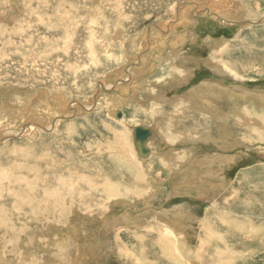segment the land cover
I'll return each instance as SVG.
<instances>
[{"label": "rangeland", "instance_id": "obj_1", "mask_svg": "<svg viewBox=\"0 0 264 264\" xmlns=\"http://www.w3.org/2000/svg\"><path fill=\"white\" fill-rule=\"evenodd\" d=\"M155 1L0 0V264H264V0Z\"/></svg>", "mask_w": 264, "mask_h": 264}, {"label": "bare ground", "instance_id": "obj_2", "mask_svg": "<svg viewBox=\"0 0 264 264\" xmlns=\"http://www.w3.org/2000/svg\"><path fill=\"white\" fill-rule=\"evenodd\" d=\"M148 1V0H147ZM168 1V0H167ZM166 1V2H167ZM173 1V0H172ZM171 1V2H172ZM223 1L224 0H216V2H215V0L210 4V5H212V6H210V7H207V9L206 10H209V11H211L212 13H209V15L211 16H215L216 17V19H217V17L218 18H221V16L222 15H224V16H226L227 15V13H225V12H220V10L221 9H223V10H228L226 7H223ZM258 1V0H257ZM47 2V1H46ZM154 2H158V3H156V5H159V1H155L154 0ZM162 3H163V1H161ZM160 2V3H161ZM165 2V3H166ZM192 2V1H191ZM256 2V1H255ZM48 3V2H47ZM72 3V2H71ZM99 3V2H98ZM251 3V2H250ZM90 4V3H89ZM147 4V3H146ZM148 4L151 6V4H150V2H148ZM202 4V3H201ZM84 5V4H83ZM142 5V4H141ZM162 5V4H161ZM169 5V4H168ZM163 6H164V4H163ZM230 6V5H229ZM228 6V7H229ZM70 7V6H69ZM251 7V6H250ZM63 8V7H62ZM96 8V7H95ZM146 8H148V6L146 7ZM158 8H160V7H158ZM167 8V7H166ZM64 9H66V8H64ZM143 9V8H142ZM162 9L164 10V7H162ZM230 9V8H229ZM252 9V8H251ZM63 10V9H62ZM67 10V9H66ZM254 10V9H253ZM52 11V10H51ZM58 11V10H57ZM178 11V10H177ZM229 12V11H228ZM80 13V12H79ZM83 13V12H82ZM81 13V14H82ZM59 14V13H58ZM67 14V13H66ZM80 14V15H81ZM195 14V13H194ZM49 15V14H48ZM184 15H186V14H184ZM184 15H182V16H184ZM82 16V15H81ZM48 17V16H47ZM96 17V16H95ZM185 17V16H184ZM179 17H176V20L178 19ZM215 19V18H214ZM68 20V19H67ZM175 20V21H176ZM82 22H84V21H82ZM253 22V21H252ZM40 23V22H39ZM171 24V23H170ZM173 24V23H172ZM248 24V23H247ZM48 25V24H47ZM170 27V26H169ZM173 28H175V26L173 27ZM49 29V28H48ZM172 29V28H171ZM153 30V29H152ZM165 32V31H164ZM66 34V33H65ZM77 34V33H76ZM161 34V30L159 31V33H158V38L159 37H161V36H159ZM55 35H56V33H55ZM62 35V34H61ZM78 36H80V35H78ZM80 39V38H79ZM45 40V39H44ZM82 40V39H81ZM70 42V41H69ZM116 42H118V41H116ZM145 42H147V41H145ZM131 43V42H130ZM153 43V42H152ZM134 45V44H133ZM143 47V46H142ZM143 49V48H142ZM118 51V50H117ZM121 51V50H120ZM138 51V50H137ZM144 51H145V49H144ZM146 55V54H145ZM211 55V54H210ZM142 56V55H141ZM140 56V57H141ZM137 58V57H136ZM169 58V57H168ZM135 59V58H134ZM170 60V59H169ZM212 60V59H211ZM224 62V61H223ZM223 62H222V64H223ZM170 64V63H169ZM223 67V66H222ZM236 67V66H235ZM226 69V68H225ZM222 70H223V68H222ZM226 72V71H225ZM167 75V74H166ZM90 86V85H89ZM192 93V92H191ZM195 93V92H194ZM192 96H193V94H192ZM198 98V97H197ZM201 97H199V99H200ZM192 99V98H191ZM205 99V100H204ZM193 100V99H192ZM204 100V101H203ZM199 101H201V102H203V103H199L198 105H200V107H202V105L204 106V107H208L209 109H211V107L210 106H214V104L210 101V100H208V99H206V98H201V100H199ZM219 101V100H218ZM184 102V101H183ZM159 105V104H158ZM203 108V107H202ZM217 111V110H216ZM215 110L213 111V112H216ZM254 115V114H253ZM214 116V115H213ZM216 116V115H215ZM216 118V117H215ZM220 118V117H219ZM209 120V119H208ZM211 120V119H210ZM262 130V129H261ZM115 134V133H114ZM144 134H146V131H143V130H141L140 132H139V135L140 136H143ZM263 135V134H262ZM144 137V136H143ZM123 141V140H122ZM125 143H127V142H125ZM148 145V144H147ZM118 147H120V146H118ZM236 147V146H235ZM123 148V147H122ZM131 150V149H130ZM115 151V150H114ZM145 153V152H144ZM196 153V152H195ZM238 153V152H237ZM26 154V153H25ZM216 156V155H215ZM233 156H235V155H233ZM201 157V156H200ZM217 157V156H216ZM229 157V156H228ZM231 157V156H230ZM192 158V157H191ZM194 158V157H193ZM215 158V157H214ZM220 158V157H219ZM227 158V157H226ZM189 159V158H188ZM198 159V158H197ZM205 159V158H204ZM185 160V159H184ZM187 160V159H186ZM191 160V159H190ZM206 160V159H205ZM210 159H208L207 161H205V163H206V165H207V173L205 174V173H202V174H200V175H202V178H207V180L209 179L210 180V178H211V180L212 179H215V178H219V180H223V178H220V176H218V174L214 177L213 175L215 174V172L213 173V169H211V170H209L212 166H213V160L211 159V161H209ZM145 161V160H144ZM156 161V160H155ZM181 161V160H180ZM215 161V160H214ZM218 161H220V160H217V163H218ZM227 161H229V160H227ZM177 162V161H176ZM186 162H189V161H186ZM221 162V161H220ZM166 163V162H165ZM182 163H184V162H182ZM196 163H197V161H196ZM225 163V162H224ZM168 164V163H167ZM186 164H188V165H190L191 166V162H189V163H186ZM220 164V163H219ZM174 167H176L175 169H174V171H177L179 168H178V165H179V163H174ZM181 165V164H180ZM166 166V165H165ZM183 166V165H182ZM196 166V165H195ZM199 166V165H198ZM167 167V166H166ZM171 167H172V165L170 164V169H171ZM173 167V168H174ZM194 167V166H193ZM192 167V168H193ZM214 167V166H213ZM133 168V167H132ZM184 168H186L185 166L182 168V169H184ZM189 168V167H188ZM181 169V170H182ZM194 169V168H193ZM216 170V169H215ZM221 170V169H220ZM194 171V170H193ZM192 171V172H193ZM143 173V172H142ZM187 173V172H186ZM186 173L182 176V178L186 175ZM173 175V174H172ZM72 176V175H71ZM87 176V175H86ZM121 176V175H120ZM199 176V175H198ZM131 178V177H130ZM129 178V179H130ZM202 178H200L201 180H202ZM91 179V178H90ZM147 179V178H146ZM225 180V179H224ZM223 180V181H224ZM120 182V181H119ZM118 182V183H119ZM152 182V181H151ZM193 182V181H192ZM195 182V181H194ZM227 182V181H226ZM122 183V182H121ZM224 183V182H223ZM106 184H107V182H106ZM131 184V183H130ZM133 184V183H132ZM109 185V184H108ZM124 185V184H123ZM136 185V184H135ZM215 185V184H214ZM217 185V184H216ZM225 185V184H224ZM128 186V185H127ZM189 185H184V187H188ZM191 186V185H190ZM31 187V186H30ZM116 187V186H115ZM118 187V186H117ZM116 187V188H117ZM125 187V186H124ZM138 187V186H137ZM114 188V187H113ZM143 188V187H142ZM141 188V189H142ZM211 188V187H210ZM223 188V187H222ZM246 188V187H245ZM130 189V188H129ZM206 189V188H205ZM112 190V189H111ZM147 190V189H146ZM145 190V191H146ZM209 190V189H208ZM207 190V191H208ZM220 190V189H219ZM142 191V190H141ZM231 191V190H230ZM71 192V191H70ZM117 192V191H116ZM130 192V191H129ZM136 192V191H135ZM202 192H203V189H202ZM201 192V193H202ZM209 192V191H208ZM211 192H212V190H211ZM216 192V191H215ZM214 192V193H215ZM111 193V192H110ZM218 193V192H217ZM113 194V193H112ZM204 194V193H203ZM120 195V194H119ZM142 195H144V194H142ZM141 195V196H142ZM206 195V194H205ZM210 196V195H209ZM116 197V196H115ZM140 197V196H139ZM147 198V197H146ZM91 208V207H90ZM178 208V207H177ZM189 209V208H188ZM177 210V209H176ZM181 210V209H180ZM50 217V216H49ZM64 217V216H63ZM182 218H183V216H182ZM35 219V218H34ZM56 219V218H55ZM31 221V220H30ZM44 221V220H43ZM66 220H64V222H65ZM45 222V221H44ZM88 222V221H87ZM49 223V222H48ZM50 224V223H49ZM37 225V224H36ZM84 225V224H83ZM187 225V224H186ZM151 227V226H150ZM31 228V227H30ZM171 230V229H170ZM184 230V229H183ZM40 231V230H39ZM172 231V230H171ZM64 233V232H63ZM168 234V233H167ZM216 234V233H215ZM182 236V235H181ZM208 236V235H207ZM177 237V236H176ZM184 237V236H183ZM182 237V238H183ZM182 238H179V239H182ZM176 240H177V238H176ZM183 241V240H182ZM185 242V241H184ZM202 242V241H201ZM30 243V242H29ZM40 243V242H39ZM38 244V243H37ZM203 244H205V243H203ZM11 248V247H10ZM7 249V248H6ZM5 251V250H4ZM1 256V255H0ZM169 257H170V254H169ZM134 258V257H133ZM168 258V257H167ZM192 264V263H191Z\"/></svg>", "mask_w": 264, "mask_h": 264}, {"label": "water", "instance_id": "obj_3", "mask_svg": "<svg viewBox=\"0 0 264 264\" xmlns=\"http://www.w3.org/2000/svg\"><path fill=\"white\" fill-rule=\"evenodd\" d=\"M115 116H116L117 118H119V116H120V112H116V113H115ZM142 129H144V128H142V127H134V129H133V131H134L133 135H134V141H135V145H136V147H137V149H138L139 155L143 157L144 155L142 154V152L144 153L145 150L143 149V146H142L141 141L144 140V138L146 137L147 134H144V135H143L144 138H142V137L139 135V132H140Z\"/></svg>", "mask_w": 264, "mask_h": 264}]
</instances>
